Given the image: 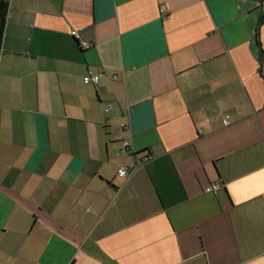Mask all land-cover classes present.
Segmentation results:
<instances>
[{
    "label": "crops",
    "instance_id": "0c3cea01",
    "mask_svg": "<svg viewBox=\"0 0 264 264\" xmlns=\"http://www.w3.org/2000/svg\"><path fill=\"white\" fill-rule=\"evenodd\" d=\"M0 1V264H264V0Z\"/></svg>",
    "mask_w": 264,
    "mask_h": 264
},
{
    "label": "built area",
    "instance_id": "2783aa9c",
    "mask_svg": "<svg viewBox=\"0 0 264 264\" xmlns=\"http://www.w3.org/2000/svg\"><path fill=\"white\" fill-rule=\"evenodd\" d=\"M99 80V75H92L91 73H88L87 77L85 78V81L89 84H93V85H96L97 82ZM110 109L109 106H106L104 111L107 112L108 110ZM225 125L227 124V122L225 121L224 123ZM122 128H124V126L122 125L121 126ZM117 141H120V139H116ZM122 146L123 148L129 152V149H128V144L126 142H123L122 143ZM147 161L146 158H142L140 160V163H145ZM129 169L127 168H122L119 170L118 172V176L119 177H124L127 173H128ZM220 186L219 184H214V185H211V186H208L204 189V192L207 193V194H216L217 191L219 190Z\"/></svg>",
    "mask_w": 264,
    "mask_h": 264
},
{
    "label": "trees",
    "instance_id": "16d2710c",
    "mask_svg": "<svg viewBox=\"0 0 264 264\" xmlns=\"http://www.w3.org/2000/svg\"><path fill=\"white\" fill-rule=\"evenodd\" d=\"M5 4L2 2V1H0V36H1V31H2V24H3V12H4V10H5ZM262 21H260V23H261ZM263 57H262V54L261 53H259V59H260V63H261V66L263 65V59H262Z\"/></svg>",
    "mask_w": 264,
    "mask_h": 264
}]
</instances>
